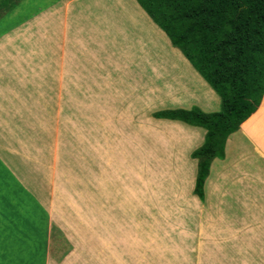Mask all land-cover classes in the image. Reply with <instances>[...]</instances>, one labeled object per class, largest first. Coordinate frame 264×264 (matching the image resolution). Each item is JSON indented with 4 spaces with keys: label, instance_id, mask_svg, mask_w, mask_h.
I'll return each mask as SVG.
<instances>
[{
    "label": "rangeland",
    "instance_id": "374dc122",
    "mask_svg": "<svg viewBox=\"0 0 264 264\" xmlns=\"http://www.w3.org/2000/svg\"><path fill=\"white\" fill-rule=\"evenodd\" d=\"M98 1L73 0L70 10L68 0L66 4L58 1L46 12L37 13L48 2L51 4L50 0H26L13 14L0 16V33L30 12L24 17L28 18L26 26L14 32L15 38L30 43L36 36L55 37L60 44L54 46L66 54L90 32L93 17L100 10ZM32 3L36 10L26 7ZM57 22L63 28L55 32ZM109 29L103 32L112 31ZM124 38L119 40L129 44L127 59L123 57L107 72L109 79L106 84L102 82L107 93L94 95V99L86 94L93 78L86 76L85 83L83 62L78 61L77 93L68 92L66 79L59 88L62 93H52L58 88L47 86L43 94L46 102L60 106L54 126L45 127L41 147L45 156L38 157L37 165L42 169L39 173L53 179L44 190L52 215L51 258L60 264H264L262 199L250 185H236L231 191L225 185L227 189H222L221 195L218 189L213 191L211 179L203 200L194 195L195 183L189 185L186 167L188 159L196 163L190 152L201 141L188 149L190 126L152 117L154 111L166 106L186 104L188 89L192 88H183L185 83L179 80L175 86L168 84L175 71L164 77L171 70L161 54L152 61L150 49L154 52L156 47L152 40L148 43L141 38L134 47L131 39ZM168 47L173 48L171 43ZM185 67L186 77L200 85L197 79L201 76L188 72L193 69L189 60ZM196 94L200 101L203 95ZM203 109L217 111L220 101L215 107ZM258 115L254 121L258 125L246 130L264 147V109ZM3 177L13 185L10 174ZM30 203L29 214L42 213L36 203ZM26 230L33 236H29L31 242L40 246L45 238L43 224ZM3 247L0 245V264H15L12 258L4 261ZM24 252L29 256V244Z\"/></svg>",
    "mask_w": 264,
    "mask_h": 264
},
{
    "label": "crops",
    "instance_id": "0c3cea01",
    "mask_svg": "<svg viewBox=\"0 0 264 264\" xmlns=\"http://www.w3.org/2000/svg\"><path fill=\"white\" fill-rule=\"evenodd\" d=\"M58 1H64L65 4L67 2V0H55L37 13L46 12ZM135 1L110 0L108 3L106 0H99L97 7L100 10L93 17L94 23L90 27V32H87L86 38L82 40L81 44L78 41L79 45L76 44L74 49L66 54H62L54 46L57 43L60 44L55 37L36 36L37 38L33 37L30 43L20 42L16 39L14 32L22 29L21 25L26 26L28 18L6 27V30L0 33V245L5 248L3 249L4 261H9L8 259L12 258L15 264L24 262L26 264H60L53 261L50 255L53 244L50 222L52 215L44 198L46 195L44 192L45 185L52 182L53 179L39 173V170L42 169L37 166L39 164L38 157L41 159L42 155L45 156L44 148H41L46 136L45 127L46 125L54 126L55 121L60 116V106L58 104V107H55L46 102L43 94L46 93L45 88L47 86L58 88L52 93H62L63 89L59 90V88L63 86L66 79L70 84L68 92L77 93L78 90L75 88L78 81V61L83 62L86 75L82 72V77L85 78V83L87 84L88 77L93 78L94 84L89 81L87 84L89 91L85 90V92L92 94V99H94V95L107 93L102 85V82L106 84L109 79L107 72L113 68V65L115 68V63L122 61L123 57L124 60L127 59L125 58L126 46L129 44L123 43L119 39L122 37L131 39L134 47L141 38H144L148 43L152 40L154 47L156 45L154 52L150 49V56H154L152 61L161 54L168 62L171 70V72L166 71L164 77L168 74L172 76L171 73L175 71L176 76H172L168 84L176 85V83L183 81L180 83H185L183 88L187 89L189 86L192 88L191 90L188 89L189 96L186 104L170 105L165 108L197 106L203 111L210 112L203 108L215 107L220 101V96L194 67L193 71L188 72L193 76L194 74L201 76H198L197 79L200 80V85L194 81L191 82V79L186 77L184 69L188 64V59L178 48L168 47L170 43L163 33L156 28L157 25ZM71 2L73 0H68V5L66 4L69 10ZM59 12L61 13V11ZM61 20L59 18V23ZM59 23L55 26V32L63 28V25H59ZM107 27H110L109 30L112 31L103 32ZM92 30L99 33H94ZM32 43L34 44L31 45ZM144 43L148 46L146 42ZM144 43L140 45L141 50L145 49ZM30 45L31 47H29ZM174 51H177L178 54L174 55ZM94 66L95 68H93ZM169 75L168 77H170ZM201 79L211 89L206 87ZM49 83L52 85H48ZM71 85L73 90H71ZM197 92L203 95L200 101H198ZM180 94L182 97L183 92ZM104 99L106 100V98ZM260 108L264 109V96L257 110ZM154 120L165 123L179 122L190 126L192 128L189 129L191 138L187 142L188 144L186 143V147L196 146L199 140L201 143L204 140L206 130L203 127L186 124L179 120L162 118H154ZM58 128L60 129V127ZM196 141L198 142L196 143ZM193 159L196 163L188 159L187 170L184 169L188 171L187 180H190L189 185L192 186L195 183L197 171V159ZM7 173L12 177L13 185L5 181L3 174L7 175ZM185 178L183 173V179ZM210 179L212 185H215L213 191L218 189L217 192L221 195L223 194L222 189H227L224 188L225 185H227L228 191L235 190L236 185H250V188L257 192L258 198L262 199L261 205L264 206V147L260 145L258 140L244 133L239 127L227 137L224 157H216L211 161L209 173L204 181L205 194V186L208 185ZM244 188L247 189V186ZM22 192L26 194V197L22 196ZM27 195H31L32 198H28ZM231 196L236 197L238 195L232 194ZM240 197H242L241 194ZM30 202L36 203L42 213L29 214V206L33 205ZM214 207L217 208L216 205ZM42 224L45 229V238L39 246L36 241L31 242L33 236L27 233L26 228L33 227L36 229ZM28 244L29 256L35 258L33 261L27 252H24Z\"/></svg>",
    "mask_w": 264,
    "mask_h": 264
},
{
    "label": "trees",
    "instance_id": "16d2710c",
    "mask_svg": "<svg viewBox=\"0 0 264 264\" xmlns=\"http://www.w3.org/2000/svg\"><path fill=\"white\" fill-rule=\"evenodd\" d=\"M25 2L0 0V16L13 14ZM137 2L220 96L217 111L206 112L192 106L152 113L154 118L205 128L203 142L190 153L197 159L193 193L203 200L210 163L216 157H224L227 137L239 127L250 135L246 129L258 125L254 121L262 110L257 108L264 96V0ZM33 5L26 7L34 8Z\"/></svg>",
    "mask_w": 264,
    "mask_h": 264
},
{
    "label": "bare ground",
    "instance_id": "6f19581e",
    "mask_svg": "<svg viewBox=\"0 0 264 264\" xmlns=\"http://www.w3.org/2000/svg\"><path fill=\"white\" fill-rule=\"evenodd\" d=\"M162 44V43H161ZM178 53V52H177ZM145 80V79H144ZM199 82V81H198ZM155 84V83H154ZM207 92V91H206ZM178 94V93H177ZM183 99V97H181ZM186 101V100H185ZM210 192V191H209ZM210 204V203H209ZM134 223V222H133ZM125 224V223H124ZM123 225V224H122ZM138 225V224H137ZM127 229V228H126ZM142 229V228H141ZM147 237V236H146ZM125 240V239H124Z\"/></svg>",
    "mask_w": 264,
    "mask_h": 264
}]
</instances>
